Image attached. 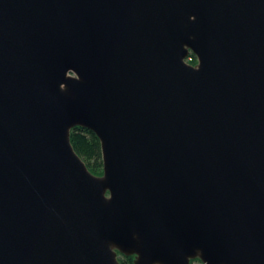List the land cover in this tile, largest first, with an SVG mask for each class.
Instances as JSON below:
<instances>
[{
  "label": "water",
  "instance_id": "1",
  "mask_svg": "<svg viewBox=\"0 0 264 264\" xmlns=\"http://www.w3.org/2000/svg\"><path fill=\"white\" fill-rule=\"evenodd\" d=\"M118 253L264 264V0H0V264Z\"/></svg>",
  "mask_w": 264,
  "mask_h": 264
},
{
  "label": "trees",
  "instance_id": "2",
  "mask_svg": "<svg viewBox=\"0 0 264 264\" xmlns=\"http://www.w3.org/2000/svg\"><path fill=\"white\" fill-rule=\"evenodd\" d=\"M70 131V142H72L74 150L79 153L84 162L88 163L92 172L102 174V151L98 136L87 127L83 128L78 125H75ZM124 257L125 260L121 264H132L133 256L125 255Z\"/></svg>",
  "mask_w": 264,
  "mask_h": 264
},
{
  "label": "rangeland",
  "instance_id": "3",
  "mask_svg": "<svg viewBox=\"0 0 264 264\" xmlns=\"http://www.w3.org/2000/svg\"><path fill=\"white\" fill-rule=\"evenodd\" d=\"M186 60L189 62V63H191V64H193V65H197V58H196V56L194 55V53H190V54H188V56L186 57ZM86 164H88V163H86ZM88 166V165H87ZM89 168V167H88ZM90 169V168H89ZM101 170H102V166H101ZM91 171V170H90ZM92 172V171H91ZM94 173V172H93ZM96 175L97 174H101V173H95ZM125 255L124 254H119L118 253V257H117V259H118V261L120 262V264H121V262H123L124 260H125V257H124ZM191 262V264H204L202 261H200L199 260V258L198 257H196V259H193V260H191L190 261Z\"/></svg>",
  "mask_w": 264,
  "mask_h": 264
}]
</instances>
